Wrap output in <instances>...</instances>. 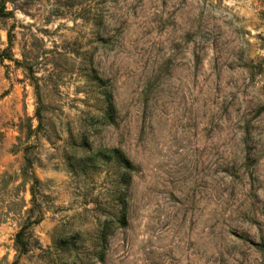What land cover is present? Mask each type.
<instances>
[{"label":"rangeland","instance_id":"1","mask_svg":"<svg viewBox=\"0 0 264 264\" xmlns=\"http://www.w3.org/2000/svg\"><path fill=\"white\" fill-rule=\"evenodd\" d=\"M0 264H264V0H0Z\"/></svg>","mask_w":264,"mask_h":264},{"label":"trees","instance_id":"2","mask_svg":"<svg viewBox=\"0 0 264 264\" xmlns=\"http://www.w3.org/2000/svg\"><path fill=\"white\" fill-rule=\"evenodd\" d=\"M3 11H4V8L1 7V12H3ZM123 219H125V217H123ZM26 227H24L22 229V231L19 232L17 234V236H16L17 245L21 248V251L22 252H26L27 251V244L24 242V238H23L24 237L25 230L27 229Z\"/></svg>","mask_w":264,"mask_h":264}]
</instances>
